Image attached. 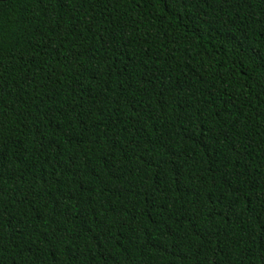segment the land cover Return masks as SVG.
Segmentation results:
<instances>
[{
    "label": "trees",
    "instance_id": "obj_1",
    "mask_svg": "<svg viewBox=\"0 0 264 264\" xmlns=\"http://www.w3.org/2000/svg\"><path fill=\"white\" fill-rule=\"evenodd\" d=\"M0 264H264V0H0Z\"/></svg>",
    "mask_w": 264,
    "mask_h": 264
},
{
    "label": "water",
    "instance_id": "obj_2",
    "mask_svg": "<svg viewBox=\"0 0 264 264\" xmlns=\"http://www.w3.org/2000/svg\"><path fill=\"white\" fill-rule=\"evenodd\" d=\"M3 1H5V0H3Z\"/></svg>",
    "mask_w": 264,
    "mask_h": 264
}]
</instances>
